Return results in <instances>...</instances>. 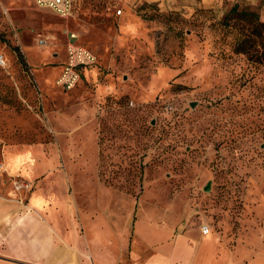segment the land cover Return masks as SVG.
Masks as SVG:
<instances>
[{"label":"rangeland","instance_id":"obj_1","mask_svg":"<svg viewBox=\"0 0 264 264\" xmlns=\"http://www.w3.org/2000/svg\"><path fill=\"white\" fill-rule=\"evenodd\" d=\"M236 10L264 22V0H73L67 17L0 0V157L98 152L135 232L187 236L200 264H264V57L234 50ZM69 43L95 60L65 89ZM10 185L24 201L32 181Z\"/></svg>","mask_w":264,"mask_h":264},{"label":"crops","instance_id":"obj_2","mask_svg":"<svg viewBox=\"0 0 264 264\" xmlns=\"http://www.w3.org/2000/svg\"><path fill=\"white\" fill-rule=\"evenodd\" d=\"M72 155L38 143L0 157V264H200L202 250L181 234L154 240L150 251L149 233L135 232L127 207L119 214L116 189L99 175V153ZM16 176L32 181L24 201L10 185Z\"/></svg>","mask_w":264,"mask_h":264},{"label":"built area","instance_id":"obj_3","mask_svg":"<svg viewBox=\"0 0 264 264\" xmlns=\"http://www.w3.org/2000/svg\"><path fill=\"white\" fill-rule=\"evenodd\" d=\"M40 6H46L51 8L57 15L61 17H67L71 14L73 0H35ZM120 12V11H119ZM72 38L75 34H70ZM43 39H38L39 45H43ZM95 60L94 55L87 50L78 45L68 44V61L64 67L63 73L60 76L58 83L65 89H71L74 87L79 79V73L77 68L82 65L92 64ZM3 60L0 59V63ZM21 187V184L17 185V188ZM202 234H208L210 232L207 224H202L201 227Z\"/></svg>","mask_w":264,"mask_h":264},{"label":"trees","instance_id":"obj_4","mask_svg":"<svg viewBox=\"0 0 264 264\" xmlns=\"http://www.w3.org/2000/svg\"><path fill=\"white\" fill-rule=\"evenodd\" d=\"M236 14L237 16L234 18L243 20L247 23L248 27H242L235 41L234 50L248 55L252 60H258L264 57V51L258 53L256 49L257 46L264 48V22L251 11L236 10ZM13 50L16 52V56L21 65L27 67L26 60L19 47L14 46Z\"/></svg>","mask_w":264,"mask_h":264}]
</instances>
